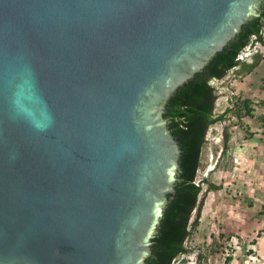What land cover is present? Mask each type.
<instances>
[{"label":"water","instance_id":"1","mask_svg":"<svg viewBox=\"0 0 264 264\" xmlns=\"http://www.w3.org/2000/svg\"><path fill=\"white\" fill-rule=\"evenodd\" d=\"M262 2L0 0V264H144L167 103Z\"/></svg>","mask_w":264,"mask_h":264},{"label":"rangeland","instance_id":"2","mask_svg":"<svg viewBox=\"0 0 264 264\" xmlns=\"http://www.w3.org/2000/svg\"><path fill=\"white\" fill-rule=\"evenodd\" d=\"M215 86L219 93L216 113L232 107L238 97L252 98V111L243 112L242 118L231 114L209 128L196 177L200 183L207 178V182H202L200 195L204 207L199 210V224L187 241L194 251L174 264H235V258L245 257L256 247L258 232L264 228V224L254 225L253 234H249L241 217L252 219L250 205L264 217V57L243 78H235L230 71L215 81ZM226 133L229 138L225 151ZM216 186L220 189L216 190ZM197 215L195 210L192 220ZM212 248H218L215 255L210 253ZM228 255L235 257L233 261L227 260ZM246 257L255 259L252 255Z\"/></svg>","mask_w":264,"mask_h":264},{"label":"trees","instance_id":"3","mask_svg":"<svg viewBox=\"0 0 264 264\" xmlns=\"http://www.w3.org/2000/svg\"><path fill=\"white\" fill-rule=\"evenodd\" d=\"M253 37L264 45V0L257 13L242 25L241 30L221 51L216 52L201 71L181 85L167 103L164 117L180 143V170L176 175L175 192L167 195L168 203L152 238L151 253L145 258L144 264H174L180 257L194 251L187 241L199 224V210L203 205L200 195L203 191L202 182H207V178H202L200 183L196 177L208 130L231 114L242 118L243 112L250 114L252 111V98L238 97L232 107L216 113L215 104L219 93L215 81L224 78L230 71L234 72L235 78H243L260 64L264 57L261 52L254 53L250 59H237L239 52ZM228 138L226 133L225 151ZM224 166L226 168L228 162ZM215 189L219 190L220 187L216 186ZM195 210L198 215L192 220ZM261 232H258V236H261ZM214 244L218 245L217 241ZM212 249L210 253L215 255L218 248ZM231 259L228 255L227 260Z\"/></svg>","mask_w":264,"mask_h":264},{"label":"crops","instance_id":"4","mask_svg":"<svg viewBox=\"0 0 264 264\" xmlns=\"http://www.w3.org/2000/svg\"><path fill=\"white\" fill-rule=\"evenodd\" d=\"M253 208V211H250V214L252 215V219H246L243 215L241 217L244 218L245 224L242 223V226H247L245 230L249 234H253L254 230H251V227L253 228L254 225L257 227L258 224H264V217L261 216L260 212L255 211V207L253 205H250ZM204 207V205H203ZM242 231L244 230L241 227ZM244 230V231H245ZM245 232V233H246ZM256 233V232H255ZM256 247L251 250L250 253L246 254L245 257H239L238 259L235 257H232V261L234 259V263L237 264H264V228L261 236L258 238L257 243L255 244ZM247 255H252L254 256L255 259H249L246 257ZM236 260V261H235Z\"/></svg>","mask_w":264,"mask_h":264},{"label":"built area","instance_id":"5","mask_svg":"<svg viewBox=\"0 0 264 264\" xmlns=\"http://www.w3.org/2000/svg\"><path fill=\"white\" fill-rule=\"evenodd\" d=\"M257 52H264V45L255 37H253L250 43L239 52L237 59H245Z\"/></svg>","mask_w":264,"mask_h":264},{"label":"clouds","instance_id":"6","mask_svg":"<svg viewBox=\"0 0 264 264\" xmlns=\"http://www.w3.org/2000/svg\"><path fill=\"white\" fill-rule=\"evenodd\" d=\"M252 56V55H251ZM251 56L250 57H247V58H245V59H250L251 58ZM240 60H244V59H240ZM232 260V259H231Z\"/></svg>","mask_w":264,"mask_h":264}]
</instances>
